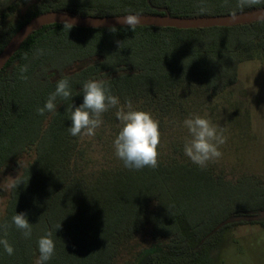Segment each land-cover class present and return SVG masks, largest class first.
Here are the masks:
<instances>
[{
    "label": "trees",
    "instance_id": "1",
    "mask_svg": "<svg viewBox=\"0 0 264 264\" xmlns=\"http://www.w3.org/2000/svg\"><path fill=\"white\" fill-rule=\"evenodd\" d=\"M262 9L264 0L243 9L237 0H16L0 8V55L25 26L49 12L199 18ZM251 60L264 61V19L190 29L138 25L134 32L126 26L69 30L64 24L33 31L0 70V173L34 153L14 180L18 186L10 189L0 219V239L14 248L10 256L0 245V264H35L46 231L55 243L46 264H114L120 244L140 233L161 243L146 264H199L225 229L264 227V219L244 220L210 235L227 219L264 211L262 178L231 179L212 165L202 169L184 154V142L175 141L159 145L157 168H126L113 148L120 131L115 108L102 114L94 137L81 140L69 132V109L83 103V84L103 80L122 106L130 99L169 137L196 108L237 85L239 66ZM23 65L27 80L21 79ZM62 78L72 97H58L55 113L39 115L37 108ZM19 213L32 225L30 238L12 222Z\"/></svg>",
    "mask_w": 264,
    "mask_h": 264
},
{
    "label": "rangeland",
    "instance_id": "2",
    "mask_svg": "<svg viewBox=\"0 0 264 264\" xmlns=\"http://www.w3.org/2000/svg\"><path fill=\"white\" fill-rule=\"evenodd\" d=\"M16 0H0L6 8ZM239 82L212 102L199 106L189 117L200 115L223 129L226 143L219 147L222 157L207 165L224 170L231 179L253 175L264 180V61H245L239 66ZM188 117V118H189ZM177 129L171 136H160V146L184 142L187 129ZM34 153L11 162L0 173V219L6 212L9 184L20 176ZM190 159V158H189ZM161 243L146 233L123 241L114 264H146ZM162 264V263H160ZM199 264H264V227L259 224L235 225L225 229L216 247L209 248Z\"/></svg>",
    "mask_w": 264,
    "mask_h": 264
},
{
    "label": "clouds",
    "instance_id": "3",
    "mask_svg": "<svg viewBox=\"0 0 264 264\" xmlns=\"http://www.w3.org/2000/svg\"><path fill=\"white\" fill-rule=\"evenodd\" d=\"M261 3V0H237V7L243 9L245 6H252ZM201 13L206 8L200 7ZM132 32L141 23L140 16L129 14L123 16L121 21ZM73 23L64 22V27L69 30ZM115 32V28H112ZM43 55V50H38ZM25 59L27 56L25 55ZM28 71V65L20 68L21 79L27 80L24 75ZM83 103L79 107L71 106L69 132L73 137L79 136L81 140L92 138L96 130L103 124L102 114L115 108V116L120 124V131L113 141L115 155L123 161L124 166L129 169H142L158 167L160 130L159 121L152 117L149 112L135 110L131 100H127L125 105H121L119 99L111 94L110 86L103 80H88L83 84ZM67 100L72 97L69 80L62 78L57 82L56 89L51 93L43 107L37 108L39 115L45 112L55 113L57 111V98ZM183 126L187 129L189 137L185 139L184 154L202 169L207 167L209 161L215 162L222 157L219 147L226 143L223 129L218 128L210 119L200 115H193L183 121ZM17 184H9V188L17 187ZM12 222L17 229L22 230L25 238L32 235V225L29 223L25 213L15 214ZM61 225L58 226V229ZM7 235L9 225L2 226ZM52 232L46 231L45 235L38 240L39 257L35 264H46L55 254V243L52 239ZM0 245L8 255L14 254V248L5 239H0Z\"/></svg>",
    "mask_w": 264,
    "mask_h": 264
},
{
    "label": "water",
    "instance_id": "4",
    "mask_svg": "<svg viewBox=\"0 0 264 264\" xmlns=\"http://www.w3.org/2000/svg\"><path fill=\"white\" fill-rule=\"evenodd\" d=\"M141 23L139 25H155L163 27H176V28H206L212 26H231L254 22L264 19V9L251 13L225 16V17H199V18H176L170 15L155 16V15H139ZM123 17H106V18H86L80 17L64 12H49L40 15L34 21L25 26L10 42L4 52L0 55V70L9 61L13 54L17 51L23 41L38 28L48 24H64V22L73 23L78 27H111V26H125L121 23ZM264 219V211L256 215H247L242 217H233L221 222L210 233L213 234L220 230L225 225L231 222L237 223L240 221L254 222Z\"/></svg>",
    "mask_w": 264,
    "mask_h": 264
}]
</instances>
